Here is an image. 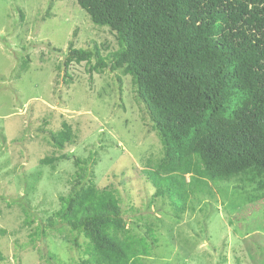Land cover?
Wrapping results in <instances>:
<instances>
[{
    "label": "rangeland",
    "instance_id": "1",
    "mask_svg": "<svg viewBox=\"0 0 264 264\" xmlns=\"http://www.w3.org/2000/svg\"><path fill=\"white\" fill-rule=\"evenodd\" d=\"M71 43L97 46L108 61L119 49L77 0H0V264L86 257L82 234L59 218L50 225L78 158L97 188L117 197L131 234L151 240L154 230L158 242L143 264H264V176L158 174L163 143L132 77L98 71L96 59L67 67ZM64 121L74 137L60 149L51 133Z\"/></svg>",
    "mask_w": 264,
    "mask_h": 264
},
{
    "label": "trees",
    "instance_id": "2",
    "mask_svg": "<svg viewBox=\"0 0 264 264\" xmlns=\"http://www.w3.org/2000/svg\"><path fill=\"white\" fill-rule=\"evenodd\" d=\"M77 1L95 24L115 33L119 49L108 61L97 46L71 43L65 64L96 59V70L132 77L163 143L153 167L158 174L216 178L254 169L264 176V0ZM51 135L63 149L73 127L64 121ZM76 163L80 171L50 225L59 218L87 239L78 264H143L158 242L154 230L148 229L151 240L131 234L114 193L97 188L88 160Z\"/></svg>",
    "mask_w": 264,
    "mask_h": 264
}]
</instances>
